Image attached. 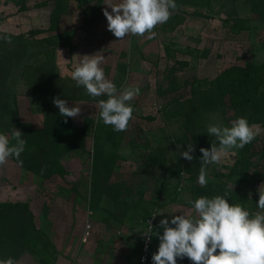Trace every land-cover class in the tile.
<instances>
[{
	"label": "rangeland",
	"instance_id": "rangeland-1",
	"mask_svg": "<svg viewBox=\"0 0 264 264\" xmlns=\"http://www.w3.org/2000/svg\"><path fill=\"white\" fill-rule=\"evenodd\" d=\"M41 1L50 0H6L11 4L0 10L1 19L3 13L13 16L12 11L27 10L11 20L15 33L0 30V37H6L0 38V133L43 130L44 108L51 115L57 112L54 97L81 112L70 117L77 130L43 140L46 153L59 160L63 173L42 177L13 157L0 166V203H25L34 226H27L26 235L36 245L25 248L18 264H54L55 258H65L68 264H138L149 218L154 221L146 264H153L152 254L160 243L155 232L163 233L160 220L171 221L180 213L195 215L188 201L212 198L217 195L212 192L227 187L231 204L243 196L259 198L258 188L264 184V155L259 156L264 121L250 124L262 131L249 143L256 155L247 180L238 182V174L230 171L241 155L249 156L244 146L219 164L207 165V185L201 187L200 148L218 143L208 126H230L239 112L229 107L202 112L193 123V142L186 135L183 115H173L179 102L193 98L191 87L209 90L210 81L228 67L264 64V21L246 0H208L203 5L199 0H176L170 19L154 29L155 38L127 35L121 40L107 28L103 12H111L108 0H52V17L39 23L30 12ZM241 24L247 28L234 32L232 28ZM50 41L61 46L60 68L53 70ZM85 54L104 56L100 66L118 89L139 86L126 131L115 132L98 119L95 104L106 97L89 96L71 79ZM35 76L50 93L44 87L45 92L36 90ZM191 142L195 150L189 161L180 153ZM9 236L21 239L15 230ZM12 253L9 250L5 259ZM177 264L193 262L184 257L177 258Z\"/></svg>",
	"mask_w": 264,
	"mask_h": 264
},
{
	"label": "clouds",
	"instance_id": "clouds-1",
	"mask_svg": "<svg viewBox=\"0 0 264 264\" xmlns=\"http://www.w3.org/2000/svg\"><path fill=\"white\" fill-rule=\"evenodd\" d=\"M111 12L104 9L107 28L117 40L127 35L145 36L153 39L157 25L166 23L175 8L176 0H117L106 3ZM6 39V37H0ZM79 63L71 72V79L77 87H83L87 94L98 99L95 107L99 110L98 119L109 125L115 132L126 131L132 119L134 108L131 101L140 93L138 85H128L118 89L108 79L103 68V55H81ZM62 117H77L81 108L69 107L66 100L53 98ZM65 122H67L65 120ZM262 129L259 125H250L247 118L238 117L230 126L209 125L207 132L216 137L218 143L211 148H200L202 153L198 183L207 185L206 166L219 164L232 150L242 149L251 143ZM10 142L8 135L0 133V166L7 163L9 157H15L19 163L25 149L26 140L22 132L14 128ZM194 144L188 143L187 150L180 155L191 161ZM259 199L255 213H250L240 204L229 203L228 193L212 198L200 196L188 203L192 205L195 215L180 213L161 219L159 227L163 233L155 232L160 243L158 250L152 254L153 264H177V258L187 257L193 264H264V184L258 188ZM162 214V213H158ZM157 215V214H156ZM155 217V215H153ZM144 235L149 239L153 227ZM172 225V226H170ZM0 264H18L12 257L0 260Z\"/></svg>",
	"mask_w": 264,
	"mask_h": 264
},
{
	"label": "trees",
	"instance_id": "trees-1",
	"mask_svg": "<svg viewBox=\"0 0 264 264\" xmlns=\"http://www.w3.org/2000/svg\"><path fill=\"white\" fill-rule=\"evenodd\" d=\"M199 1L202 5L208 2V0ZM246 2L251 12L264 21V0H246ZM242 28H247V25H235L232 29L234 32H238L239 29ZM3 35L10 36L9 34ZM50 43L51 50L48 51V54L53 60L51 65V69L53 70L55 68L54 50L60 44L56 42L52 43L51 41ZM16 60L15 58V63H18ZM36 78L37 80L34 84L36 90L40 89L39 92H45V90H43L44 87L50 93V88H47L44 83L42 84L38 77L35 76L33 79ZM210 84L211 87L209 90H198L197 88L191 87V96L194 95L193 98L190 97L185 100V102H179L177 106L178 110L173 113V115L177 113L183 115L186 124V135L189 136L192 142L197 136V132L194 128L195 124L193 123L202 112L222 111L224 108L229 107L236 109L239 112V117L247 118L249 124L261 123L264 121V64L257 66L247 64L245 66L228 67L217 74L215 78L210 81ZM227 101L228 104L226 105L225 102ZM5 106H7L6 103H4V107ZM44 111V129L37 131L31 130L29 135L22 134V138L26 140V145L19 160L22 161L23 167L42 177H50L54 173H63L64 168L57 158H51L48 153H46V144L43 143V140L54 135L61 137L60 135L72 133L74 130H77V128L71 123L70 117H62L59 115L58 107H56L57 112L52 115L48 114L46 107ZM65 120L67 122H65ZM11 133L12 132L9 134L10 142L14 144L15 141L11 139ZM249 147H251V144H247L245 148H243L244 151L250 153L249 156L246 157L241 155L235 161V165L230 169L232 173L235 172L238 174V182L247 180L245 177L247 173L254 171L255 164L251 157L256 154L251 151ZM263 155L264 145L259 156L261 157ZM13 158L16 159L14 156ZM225 192L228 193L227 198L230 200L232 191L228 187L225 191L218 190L217 192H212V194L224 195ZM258 199L246 198L243 196L237 198L236 203H240L245 209L247 208L250 212H253L258 210ZM2 219L10 223H0V255H2L0 256V260L5 259L4 256H8L9 250L15 253L12 258L16 260L22 252L36 245L34 241L32 239L30 240L26 235L28 233L26 229L28 225L34 228L28 213L27 205L22 202L0 203V222ZM14 230L16 235L22 240L9 236ZM18 232H20L19 235Z\"/></svg>",
	"mask_w": 264,
	"mask_h": 264
},
{
	"label": "crops",
	"instance_id": "crops-1",
	"mask_svg": "<svg viewBox=\"0 0 264 264\" xmlns=\"http://www.w3.org/2000/svg\"><path fill=\"white\" fill-rule=\"evenodd\" d=\"M9 4H11V3H9V2L6 3V0H5V3L3 1H1L0 2V10L2 11V9L9 7ZM53 6L54 5H53L52 0L46 1V2L41 1L39 3V8L37 7V9L34 10L35 12H33V13L30 12V15H35V19L39 23L43 22L44 20H49V17H51V15H52ZM4 11H5V13H8L7 10H4ZM26 11H27L26 9L23 11H20V13L16 12V11L15 12L12 11V13L14 14L13 16H8V15L5 16V14L3 13L1 16H3L4 19L0 18V23H1L0 30L4 31V32H8V33H15V30L17 29V27L13 26L14 24L11 23L12 22L11 20L14 18V16L18 17L19 14L21 16L22 13L23 12L25 13ZM4 26L6 28H4ZM60 48H61V46H57L54 50V64H55L56 69L60 68L59 61H58V59H59L58 53H59ZM63 49L65 50L67 48H63ZM68 50H69V48L67 49V51ZM21 257H22V255H21ZM54 264H68V261L65 258H61V259L55 258Z\"/></svg>",
	"mask_w": 264,
	"mask_h": 264
},
{
	"label": "built area",
	"instance_id": "built-area-1",
	"mask_svg": "<svg viewBox=\"0 0 264 264\" xmlns=\"http://www.w3.org/2000/svg\"><path fill=\"white\" fill-rule=\"evenodd\" d=\"M153 221L154 220L152 218H149L147 220L148 230L151 227L149 222L151 223V225H153ZM149 249H150V242L149 239L145 236V238L142 241L141 249L138 255V264H146L149 255Z\"/></svg>",
	"mask_w": 264,
	"mask_h": 264
}]
</instances>
